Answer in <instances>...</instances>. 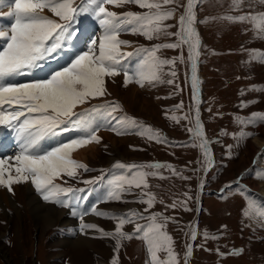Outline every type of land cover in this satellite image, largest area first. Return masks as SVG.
Here are the masks:
<instances>
[{
    "label": "rangeland",
    "instance_id": "rangeland-1",
    "mask_svg": "<svg viewBox=\"0 0 264 264\" xmlns=\"http://www.w3.org/2000/svg\"><path fill=\"white\" fill-rule=\"evenodd\" d=\"M9 2L4 0L0 13L9 10ZM81 2L75 0V5L79 6ZM178 4L184 5V0L166 6L175 9V17L165 24L177 25V15L184 11ZM105 7L118 15L148 11L135 3ZM194 12L201 43L195 70L198 81L195 98L187 45L176 49L160 48L156 53L160 59L171 60L181 53L185 58L183 63L176 59L174 66H164L161 75L164 82L145 83L143 87L134 81L125 85L124 71L105 77L106 94L78 106L75 111L82 112L106 103L118 104L120 110L114 113L115 116L134 118L159 133V140L139 134L142 129L138 128H130L122 135L101 128L97 133L101 140L93 142V151L74 158L85 164L88 171L80 169L76 178L56 181L62 187L84 190L75 193L76 197H86L84 199L73 198L72 193L61 196L69 199L71 207L44 201L33 185L30 193V181L20 189L12 185L11 192L0 186V264H112L113 260L117 264H152L145 241L137 238L142 233L134 232L137 224L149 225L151 221L147 218L151 215L157 216V223H163V231L172 238L178 264H264V218L260 217L264 212V196L260 190L264 186V179L260 178L264 177V60L261 59L264 35L258 34L247 21L233 23L221 19L246 14L264 15V0H243L238 10L233 7V0H197ZM44 14L58 19L47 9ZM4 18L8 17L0 15V19ZM74 28L79 30L77 37L83 36L81 42L85 47L102 33L98 21L90 14L80 15ZM168 31L175 33L178 27ZM119 39L130 42V46L121 48L123 53H133L121 60L130 75L135 72L131 63L134 60L141 62L147 56L145 52H137L138 49L177 42L176 36L161 35L149 40L130 31H122ZM67 53L73 55L69 64L75 50H66ZM58 56V52L53 54L56 60L51 63L44 61L46 76L44 74L43 78L51 74L47 66L53 64L56 70L64 67ZM171 71L176 72L175 77L169 75ZM169 79L174 83L168 84ZM197 108L203 137L209 141L211 165L205 161L199 147L200 137L194 134ZM93 115L100 118L97 113ZM3 129L9 128L4 126L0 131ZM105 133L109 135L108 140L107 136L101 135ZM10 136L16 140L13 130ZM6 140H1V144L5 141L10 148L4 153L0 147V159L13 162L9 158L19 153V144L16 141L15 146L10 139ZM42 140L46 143L52 140V135ZM259 142L263 144L260 148ZM117 162L137 166L170 165L171 168H143L146 172L159 173L147 177L148 188L132 187L129 192L122 193L119 201L104 200L107 179L126 173L124 169L113 167ZM102 176L104 179L96 183L83 182ZM220 185L224 187L221 192ZM142 193L154 195L152 207L138 202ZM200 193H203L201 206L196 201L198 209H195V199L201 196ZM32 196L37 207L31 201ZM93 208L106 215H93ZM72 209L76 215L72 214ZM85 211L88 214L83 215V223L94 224L109 233L115 231L118 220L108 217L134 212L144 218H134L135 223L123 225L124 233L134 235L131 239L121 240L116 251V240L102 236L96 229H85L82 233L90 234L89 238L78 242L80 215ZM192 228L197 233L195 240L191 238ZM205 233L208 239H205ZM213 236L217 239H212ZM189 245L191 255L186 260ZM158 256L161 260L167 259L163 251Z\"/></svg>",
    "mask_w": 264,
    "mask_h": 264
},
{
    "label": "snow or ice",
    "instance_id": "snow-or-ice-1",
    "mask_svg": "<svg viewBox=\"0 0 264 264\" xmlns=\"http://www.w3.org/2000/svg\"><path fill=\"white\" fill-rule=\"evenodd\" d=\"M128 3H135L148 11L142 14L127 12L118 15L105 7V5L121 7ZM174 3H178V0H82L79 6L75 5V0H10L9 10L6 13H0L9 18L8 24H0V126H6L15 132L20 151L14 157V164L0 159V186L6 187L11 192L13 184L30 181L44 201L71 207L69 199H62L61 196L72 193L73 198L84 199L86 197L75 196L76 192L84 190L62 187L56 181L63 180L65 177L74 179L79 175L80 169L88 171L85 164L72 158V153L90 143H99L101 138L97 133L101 128L113 131L117 135L126 134L130 128H138L142 129L139 134L147 135L149 139L159 140V133L153 132L150 127L144 126L134 118L115 116L114 113L120 110L118 104L94 105L82 112H77L75 109L103 97L106 94L105 77L119 75L121 71L125 74V85L133 81L141 87L145 83L154 85L164 82L161 79L164 66H174L176 59L183 63L185 58L181 53L178 58L160 59L156 53L160 48L176 49L184 45L188 47L187 59L192 66V88L195 98L198 83L195 69L201 43L195 28L197 21L194 0H187L184 5L178 4L179 7L184 8V11L178 17L177 25H167L164 22L175 17V9L166 8V6ZM242 3L243 0H233V7L238 10ZM3 5L4 0H0V6ZM45 9L58 19L45 15ZM82 14H90L98 21L102 34L98 38L91 39L86 50L75 54L67 66L52 72L48 77L24 83L18 82V77L31 75L33 70L42 67L43 61L53 57V54L65 47L66 42L76 37L79 30L74 28V24ZM221 19L233 23L247 21L252 24L258 34L264 35V15L246 14L225 16ZM174 26L178 27V31L169 32L168 29ZM122 31L143 35L149 40L158 39L161 35L176 36L177 42L156 45L152 49H138L137 52H145L147 56L130 75L121 64L123 58L133 55V53L121 51L122 46H130L129 41L119 39ZM261 59L264 60V56ZM169 75L175 77L176 72L171 71ZM166 82L174 83L172 79ZM93 113L99 114L100 118L98 119ZM73 130L81 134L67 143L45 151L38 147L45 136L59 135ZM189 131L192 130L189 129ZM195 135L200 137L199 147L203 150L205 161L211 165L209 141L203 137L198 108ZM113 167L124 169L126 173L107 179L104 200L119 201L122 193L129 192L132 187L148 188L147 177H155L159 173L146 172L143 168H171L170 165L137 166L120 162ZM172 171L175 174V170L172 169ZM160 178L164 177L160 176ZM260 178L264 179V177ZM103 179L102 176L83 182L96 183L97 180ZM228 187L230 188L231 185ZM144 196H147V199H144ZM138 202L145 203L150 208L155 198L151 193H142ZM172 207H175V204ZM185 210L190 209L185 207ZM91 211L97 215H106L96 212L95 208ZM72 214H77L75 209H72ZM87 214L88 212L85 211L80 215L81 232L85 229H96L102 236L112 237L116 240V251L121 246V240L131 239L134 235L124 233L123 225L135 223L134 218H144L134 212L124 216L108 217L118 220L115 231L109 233L98 229L94 224L83 223V215ZM260 217L264 218V212L260 213ZM147 219L151 223L147 226L137 224L134 232L142 233V236L137 238L145 241L152 264H178L172 249V238L163 231L164 224L157 223L156 215H151ZM164 220L166 221L167 218ZM196 235V230L193 229L191 238L195 240ZM208 238V234L205 233V239ZM211 238L217 239L215 236ZM161 251L167 254V259H160L158 253ZM190 255L191 245L188 246L187 251V256ZM112 264H117L116 260H113Z\"/></svg>",
    "mask_w": 264,
    "mask_h": 264
},
{
    "label": "bare ground",
    "instance_id": "bare-ground-1",
    "mask_svg": "<svg viewBox=\"0 0 264 264\" xmlns=\"http://www.w3.org/2000/svg\"><path fill=\"white\" fill-rule=\"evenodd\" d=\"M196 1L197 0H194V9H195V4H196ZM187 3V0H184V4H186ZM7 6V5H6ZM8 11V9H5V11L3 12V13H6ZM2 12V11H1ZM183 13V11L182 12H180L178 15H177V17H179L181 14ZM6 17V16H5ZM7 18V17H6ZM9 23V18H7V19H0V24H8ZM84 28V27H83ZM102 33H100V35H101ZM99 35V36H100ZM98 36V37H99ZM82 37L83 36H80V37H75L73 40H71V41H68L67 43V46H65L63 49H61V51H58V54H59V56H60V62H61V64L65 67V66H67L68 65V62H69V60L71 59V56H73V55H71V54H66V50H75V53H74V56H75V54H77L78 52H80V51H83V50H86V47L85 46H83L82 45ZM83 46V47H82ZM54 56H55V54H54ZM59 56H58V58H59ZM74 58V57H73ZM72 58V59H73ZM52 60V62H53V60H56L55 59V57H52V58H49V60ZM57 61H59V60H57ZM55 64V63H54ZM140 64V61H138V60H134L132 63H131V67H132V69L134 70V71H136V69H137V67H138V65ZM51 66V65H50ZM57 67H60V65L59 64H57ZM48 68V67H47ZM61 69H62V67H60ZM190 70L192 71V66L190 67ZM196 70V69H195ZM50 72V71H49ZM44 74H45V76H46V73L44 72V61L42 62V67L41 68H38V69H35V70H33V72H32V74L31 75H29V76H22V77H18V78H22L23 80H18V82H30V81H32V80H34V79H43V77H44ZM17 78V79H18ZM129 84H130V82H129ZM133 87V86H132ZM136 87V86H135ZM196 92V91H195ZM198 94V93H197ZM2 131V130H1ZM1 131H0V147H1V149L3 150V152L4 153H6V151L10 148L9 146H8V144L6 143L5 144V141H4V144L2 145L1 144V136H2V133H1ZM81 133L80 132H78V131H68V132H62L59 136H57V137H55L54 135H52V140H48L46 143L41 139V141L39 142V145H38V147L42 150V151H45V150H51L52 148H54V147H57V146H59L60 144H62V143H67V142H69L71 139H74V138H77L79 135H80ZM194 134H195V132H194ZM193 134V135H194ZM101 135H103V136H107V137H105V138H107V140H108V136L109 135H107L106 133L105 134H101ZM195 136V135H194ZM15 138V137H14ZM3 140V139H2ZM5 140V139H4ZM7 141V140H6ZM9 141V140H8ZM95 143H90V144H88L87 146H84V147H80L78 150H76V151H74L73 153H72V158L74 159H76V158H81V157H83L84 155H85V153H87V152H92L93 151V148H94V145ZM9 145H10V143H9ZM261 145H263V144H261V142H259V144H258V147L260 148V146ZM261 148H263V147H261ZM13 150V149H12ZM16 156V155H15ZM14 156V157H15ZM14 157H11V158H13L12 160H14ZM6 158H9V156L6 154ZM7 160V159H6ZM79 160V159H78ZM9 163H12V164H14L15 163V161H13V162H10V161H8ZM13 175H15V173L13 172ZM25 182H23V183H19V184H13V186H15L17 189H20V188H22V186H23V184H24ZM31 183L29 184V186H30V188H28V189H30L29 191H30V193H31ZM260 190H261V193H262V196H264V186H262L261 188H260ZM33 192V191H32ZM261 196V197H262ZM199 199V196H197V200ZM263 200H264V197H263ZM31 201H34L35 202V204H34V206L35 207H37V201L35 200V197L34 196H32L31 197ZM31 201H30V203H31ZM197 202H199V201H197ZM96 210H97V208H95ZM198 209V208H197ZM92 214L94 215V213L92 212ZM66 222V221H65ZM193 230V228L191 229V231ZM81 235H79L78 236V242H81L82 240H84V239H88L89 238V236H90V234H87L86 232L85 233H80ZM105 246V245H104ZM102 248H103V246H102ZM105 248H106V246H105ZM104 248V249H105ZM102 253H105V252H103L102 251ZM186 255H187V253H186ZM185 258H186V256H185ZM189 259V256H187V260ZM190 264V263H189Z\"/></svg>",
    "mask_w": 264,
    "mask_h": 264
}]
</instances>
